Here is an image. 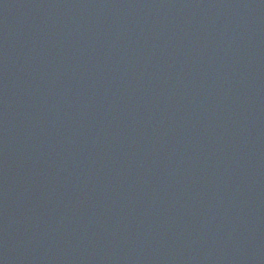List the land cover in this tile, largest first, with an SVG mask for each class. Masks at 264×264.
Returning a JSON list of instances; mask_svg holds the SVG:
<instances>
[{"label": "water", "instance_id": "95a60500", "mask_svg": "<svg viewBox=\"0 0 264 264\" xmlns=\"http://www.w3.org/2000/svg\"><path fill=\"white\" fill-rule=\"evenodd\" d=\"M0 264H264V0H0Z\"/></svg>", "mask_w": 264, "mask_h": 264}]
</instances>
